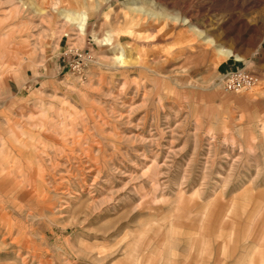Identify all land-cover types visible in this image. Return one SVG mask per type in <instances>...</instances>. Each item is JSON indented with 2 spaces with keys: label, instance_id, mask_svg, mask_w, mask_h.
<instances>
[{
  "label": "clouds",
  "instance_id": "clouds-1",
  "mask_svg": "<svg viewBox=\"0 0 264 264\" xmlns=\"http://www.w3.org/2000/svg\"><path fill=\"white\" fill-rule=\"evenodd\" d=\"M206 4L0 0V264H264V0Z\"/></svg>",
  "mask_w": 264,
  "mask_h": 264
},
{
  "label": "rangeland",
  "instance_id": "rangeland-1",
  "mask_svg": "<svg viewBox=\"0 0 264 264\" xmlns=\"http://www.w3.org/2000/svg\"><path fill=\"white\" fill-rule=\"evenodd\" d=\"M205 7H210L213 12H216L219 15L222 12H225L228 8L227 0H208V4ZM222 25L221 27H224Z\"/></svg>",
  "mask_w": 264,
  "mask_h": 264
}]
</instances>
